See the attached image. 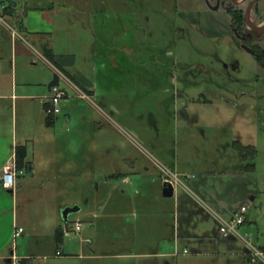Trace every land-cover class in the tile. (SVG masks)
I'll use <instances>...</instances> for the list:
<instances>
[{"label": "rangeland", "instance_id": "374dc122", "mask_svg": "<svg viewBox=\"0 0 264 264\" xmlns=\"http://www.w3.org/2000/svg\"><path fill=\"white\" fill-rule=\"evenodd\" d=\"M222 2L226 10L213 12L211 0H26L34 16L44 14L47 30L37 25L52 33L54 55L69 65L79 91L61 82L68 99L54 128L46 125L43 101L20 104L28 161L40 169L61 166L62 176L21 178L17 226L24 234L15 239L12 215L0 225L11 264H229L217 252L245 248L217 240L218 221L202 203L223 215L248 205L253 225L244 233L264 251V67L240 49L227 13H245L249 2ZM257 7L262 15L253 20L260 25L264 0ZM8 23L19 37L16 49L12 38L2 45L5 65L16 57L18 83L31 84L29 95L51 97L56 72L33 46L37 39ZM89 92L91 102L81 98ZM236 143L253 147L254 160L242 162ZM249 165L255 172L243 173ZM174 175L185 181L166 199L164 185ZM190 200L191 233L209 241L179 247L178 206ZM65 209L80 212L65 222ZM151 253L160 261L143 260Z\"/></svg>", "mask_w": 264, "mask_h": 264}, {"label": "crops", "instance_id": "0c3cea01", "mask_svg": "<svg viewBox=\"0 0 264 264\" xmlns=\"http://www.w3.org/2000/svg\"><path fill=\"white\" fill-rule=\"evenodd\" d=\"M14 4V3H13ZM26 2L24 6H21V9L18 5H15V10L17 14H20L22 11H24L23 7L27 10V14L24 17V25L26 27V32L29 34H46L49 38L50 41V47L52 48V33H42L43 28H40L37 24L43 25L46 30L47 27L42 23V19L44 20V14L39 13L38 16H34L33 12L34 10H28L26 7ZM8 5V4H7ZM6 5H1L0 10V17L4 20V22L0 21V29L4 30L6 34H0V225L1 221L3 220V216L6 215H12L11 217V222H12V229L14 228V231L19 228L17 226V196H22L24 192V184L22 185L21 182V177H18L17 180V188L15 191H17V194L13 192V194H10L9 191L5 190L2 185V178L4 176L5 169L8 168L9 166L15 164L16 161V150L19 146H26L23 145V142L26 140H29V135L27 131H23L22 133L19 131V113H20V104L21 103H28L31 101H43L44 104V110H45V105L49 104L50 102V97L47 98L48 96L45 95L44 91L41 95L35 96V95H29L28 94V89L31 87V84L29 83H21L19 84L18 82V77H17V66H16V57H14V61L12 62V67H10V64L8 66L5 65L6 63V58H5V53L2 51V45L5 41H10V38L14 40V49H16V38L19 37L14 35V29L12 26L8 23L11 18L10 17H5L3 15V10L2 7ZM28 12L31 15H28ZM38 13V12H35ZM25 14V13H24ZM29 16V17H28ZM28 18V19H27ZM29 28H28V26ZM26 33V38L27 40L30 39H37L36 42H33V46H41L42 53H43V48L42 46L44 45V41L40 43V38L38 37H33V36H28ZM21 39L23 42H25L24 38L21 36ZM28 44H30L29 41H27ZM54 53V50H53ZM16 55V52L15 54ZM55 56V55H54ZM44 57V54H43ZM44 59H46L44 57ZM47 63L49 64L50 62L46 59ZM55 62L57 64V67L52 65L51 63L49 64L52 69H54L55 77L58 76L57 74H62L64 79H58L59 81V86L61 87V82L71 86L74 90H79L77 88L79 82L77 81L75 75H71L66 68L68 69L69 65L65 64L64 61L58 59L55 56ZM76 62H74V67H76ZM62 88V87H61ZM63 89V88H62ZM65 90V89H63ZM90 91V90H89ZM49 92L51 94V85L49 86ZM90 97H93V92H89ZM68 99V98H67ZM47 101V102H46ZM92 101V100H91ZM90 101V102H91ZM46 102V103H45ZM46 113V111H45ZM42 122L44 124L45 116L42 114L41 116ZM45 126V124L43 125ZM54 128V127H53ZM49 133V135H48ZM22 135V137H21ZM44 136L45 139H49L51 137L50 131L49 130H43L41 133V136ZM31 139L36 140L35 137H31ZM27 147V146H26ZM27 162L28 159H27ZM30 163V162H29ZM32 164V163H31ZM44 167V168H43ZM41 169L37 168V166H33L32 164V169L33 171L30 173L33 176V179L36 181V179L39 180H47V179H61L62 173L61 172V166H43ZM25 176V175H24ZM112 179L119 178L117 176L110 177ZM176 195V191H175ZM249 196V195H248ZM12 199H11V198ZM175 197V196H174ZM219 199L215 200H220L221 198L217 196ZM251 200V199H250ZM222 201V200H221ZM252 201V200H251ZM191 200L187 202L186 204H182L178 206V211H177V226L175 228V235H174V241L176 242L177 246L181 247L184 245H189L192 242H197L199 245L204 246L207 241H209L207 238H199L197 236H194L191 233L192 229V223H193V205L191 204ZM223 202V201H222ZM224 203V202H223ZM229 207H232V204L230 203H224ZM245 206V204H244ZM12 207V208H11ZM243 207V206H241ZM239 207V208H241ZM248 207V205L246 206ZM233 208V207H232ZM225 208V213L224 215H231L233 212H235L239 208ZM11 209V211H10ZM66 210V209H65ZM249 210V207H248ZM77 224V223H76ZM253 224L250 222L248 218V213H247V223L245 227L242 229L243 232H247V230L252 226ZM1 231V230H0ZM10 236V235H9ZM13 237V235H12ZM15 237V235H14ZM217 240H224L222 239L217 231L216 234ZM226 241H236L233 239L226 240ZM3 241L1 240L0 237V260L1 261H6L8 264L12 263V260L6 255V250H7V243L6 247H3ZM186 250V249H185ZM225 254H221L219 251L215 255L217 258H226L231 259L229 264H242L244 262L245 264H248V259H247V254L245 249L242 251L236 250L234 247L231 245L227 246ZM186 252V251H185ZM184 252V253H185ZM13 252H11L12 254ZM10 254V257L13 258L14 260V255L12 256ZM160 255L158 253H151L149 255H146L143 257V260H154V261H160ZM166 259L165 257H163Z\"/></svg>", "mask_w": 264, "mask_h": 264}, {"label": "built area", "instance_id": "2783aa9c", "mask_svg": "<svg viewBox=\"0 0 264 264\" xmlns=\"http://www.w3.org/2000/svg\"><path fill=\"white\" fill-rule=\"evenodd\" d=\"M2 10H5V7H3ZM0 21L4 22L2 17H0ZM57 75L58 79H64L62 74L58 73ZM67 98L68 94L66 90H63L59 85L51 87V97L49 102L50 108L48 110V114L57 117L60 114L59 106L61 102L66 100ZM81 98L85 101H91V97L86 94H82ZM19 176H24V172H19L16 164H13L6 168L4 176L1 180L3 188L7 191L15 192ZM181 180V178L174 175L172 179L170 178L168 181H166V184L171 185L176 191L179 184H181L182 181H185ZM191 180L192 178L186 177V182H190ZM202 204L204 206L203 208L208 212V214L216 221H218V234L222 239H233L241 242L247 254L248 264H264V251L259 249L255 244L253 235L244 233L242 230L247 223L248 207L243 206L237 209L230 215L229 219H226L220 212H217L213 208L207 206L205 203ZM75 231L77 233H80L82 231L81 223H77L75 225ZM23 234L24 230L22 228H17L15 230V239H19ZM185 254H187V252H185ZM57 256L61 257L62 254L58 252ZM16 263L19 264L18 261H16Z\"/></svg>", "mask_w": 264, "mask_h": 264}, {"label": "trees", "instance_id": "16d2710c", "mask_svg": "<svg viewBox=\"0 0 264 264\" xmlns=\"http://www.w3.org/2000/svg\"><path fill=\"white\" fill-rule=\"evenodd\" d=\"M25 2H26V0H19V1H17V0H0V6L6 5V6H4L5 10H3V15L5 17H10L11 20L13 21L14 25L21 30L20 32H22L23 34L26 35L27 32L25 31L26 27L24 25V17H26L25 15L27 14V10L23 7L24 11L21 12L23 19L18 17V14L16 13V10H15V5H18L21 9V6H24ZM233 17L236 19H240V21H242L244 18V12L240 11L239 13L233 14ZM27 34H28V36L40 38V43L42 41H44L43 42L44 45L42 46L44 57L52 65L57 67V64L55 62V56H54L53 50L50 47V41H49L48 36L46 34H29V33H27ZM57 85H59V81H58V77L56 76L54 82L51 84V87L57 86ZM49 108H50V105L46 104L45 105V111L47 114L46 125L49 128H53L56 125V117L48 114ZM235 148H236L235 150L237 152H239V154L241 155L242 162H244V163L248 162L249 159H251L252 161L254 160L255 149L253 147L246 148L243 145H241L240 143H236ZM27 158H28L27 148L24 146H19L16 150L15 164H16L18 171L24 172V175L26 173L30 174L33 171L32 164L27 162ZM241 171L245 174H253L255 172V166L254 165L242 166ZM19 177H21V176H19ZM64 237H65L64 231L58 230L57 235H56L57 242L62 244ZM19 264H31V259H24L22 261H19Z\"/></svg>", "mask_w": 264, "mask_h": 264}, {"label": "flooded vegetation", "instance_id": "af4514ba", "mask_svg": "<svg viewBox=\"0 0 264 264\" xmlns=\"http://www.w3.org/2000/svg\"><path fill=\"white\" fill-rule=\"evenodd\" d=\"M210 1V0H208ZM215 5H213V12H216L220 10L222 7L224 8V3L222 0H211ZM232 1V0H231ZM253 1V0H251ZM249 0V4L251 3ZM258 4V3H257ZM249 7V5H248ZM247 7V9H248ZM225 9V8H224ZM246 9V12H247ZM226 10V9H225ZM236 12H240L242 10H234ZM246 12L244 13V18L242 21L240 19H236L233 17V14L229 11L227 13L232 18V24H231V30L233 33L234 38L237 40V43L239 44L240 49L247 52L248 54L252 55L262 67H264V35H257L246 23ZM236 14V13H235ZM253 15L257 17V19L260 18V15H262L261 10L257 7V5L254 6L252 10V22L255 24V21L253 20ZM258 28H263L264 26V18L262 23L260 25H256ZM244 29V30H243ZM246 49H249L253 52L249 53Z\"/></svg>", "mask_w": 264, "mask_h": 264}, {"label": "water", "instance_id": "95a60500", "mask_svg": "<svg viewBox=\"0 0 264 264\" xmlns=\"http://www.w3.org/2000/svg\"><path fill=\"white\" fill-rule=\"evenodd\" d=\"M243 3H247L249 2V0H241ZM261 0H253L251 1V3L249 4V7L247 9V12H246V16H245V19H246V23L247 25L257 34V35H264V26L263 28H258L255 26V24L252 22V10L254 8L255 5H257V3H259ZM249 53H252L253 52L249 49H246ZM10 194H13V191H9ZM175 196V190L174 188L169 185V184H165L164 185V197L166 199H173ZM77 212H80L79 209H66L63 211V218L65 220V222H68V219H69V216L72 215V214H75ZM12 256L14 255V253L11 254Z\"/></svg>", "mask_w": 264, "mask_h": 264}]
</instances>
